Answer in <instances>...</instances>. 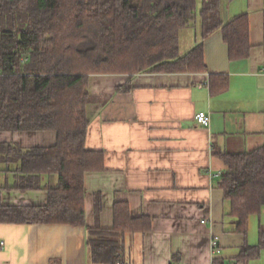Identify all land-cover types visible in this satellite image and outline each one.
Masks as SVG:
<instances>
[{
    "label": "crops",
    "instance_id": "obj_1",
    "mask_svg": "<svg viewBox=\"0 0 264 264\" xmlns=\"http://www.w3.org/2000/svg\"><path fill=\"white\" fill-rule=\"evenodd\" d=\"M219 14L222 24L246 18V58L231 60L222 31L203 38L197 26L180 32L179 50L183 56L201 43L205 72L89 77L85 147L100 153L101 169L84 175L85 225L0 223V264H92L87 228L111 229L116 203L150 223L145 233L124 237L123 264H213L214 258L237 264L245 243L258 245L261 225L252 239L249 226L261 215L250 217L246 236L235 233L221 175L223 156L264 142V0H220ZM190 29L195 33L183 49L181 35ZM199 112L209 115V126L195 123ZM56 141L53 131L0 132V143L23 150ZM14 168L0 162L1 203L46 204V187L56 178L44 176L42 189L20 192L12 188L21 175ZM213 237L221 249L216 257ZM260 262L264 250L247 264Z\"/></svg>",
    "mask_w": 264,
    "mask_h": 264
},
{
    "label": "trees",
    "instance_id": "obj_2",
    "mask_svg": "<svg viewBox=\"0 0 264 264\" xmlns=\"http://www.w3.org/2000/svg\"><path fill=\"white\" fill-rule=\"evenodd\" d=\"M201 2L198 10L197 0H0V132L57 135L50 148L0 143V162L21 174L14 190H40L44 176L56 178L44 205L0 199V223L85 225L84 175L101 169L100 153L85 147L90 76L205 72L201 43L183 56L179 51L180 32L193 28L197 17L203 38L222 31L231 60L248 56L246 18L222 24L220 0ZM222 160L227 217L234 232L246 236L250 217L264 209V142ZM113 220L111 229L87 228L92 264H123L124 237L150 227L132 218L124 203L115 204ZM262 250L260 226L258 245L245 243L235 263L258 259Z\"/></svg>",
    "mask_w": 264,
    "mask_h": 264
},
{
    "label": "built area",
    "instance_id": "obj_3",
    "mask_svg": "<svg viewBox=\"0 0 264 264\" xmlns=\"http://www.w3.org/2000/svg\"><path fill=\"white\" fill-rule=\"evenodd\" d=\"M23 63H25V60L22 61ZM195 123L202 125V126H209L210 124V117L208 114L204 113V112H199L195 115L194 117ZM3 245V244H1ZM210 249H211V253L213 254V256L220 254L221 249L219 247V239L217 237H213L210 241ZM252 264H264V262H260V263H252Z\"/></svg>",
    "mask_w": 264,
    "mask_h": 264
},
{
    "label": "rangeland",
    "instance_id": "obj_4",
    "mask_svg": "<svg viewBox=\"0 0 264 264\" xmlns=\"http://www.w3.org/2000/svg\"><path fill=\"white\" fill-rule=\"evenodd\" d=\"M197 26L199 28L200 24H195L194 28H192V29L195 30L197 28ZM192 29L187 30V31H184L182 33V35H181V45H182V48L183 49H185L184 48L185 47V43H187V41L191 38V36L193 35V33H195ZM259 223H260V225L262 227H264V209L262 211V214H261L260 219H256V220L255 219H251L250 220V226H249L250 229L249 230H250V238L251 239H252V236L253 237H256L257 236V234H256V232H257V225Z\"/></svg>",
    "mask_w": 264,
    "mask_h": 264
},
{
    "label": "bare ground",
    "instance_id": "obj_5",
    "mask_svg": "<svg viewBox=\"0 0 264 264\" xmlns=\"http://www.w3.org/2000/svg\"><path fill=\"white\" fill-rule=\"evenodd\" d=\"M215 257H216V255H215ZM214 258V257H213Z\"/></svg>",
    "mask_w": 264,
    "mask_h": 264
}]
</instances>
